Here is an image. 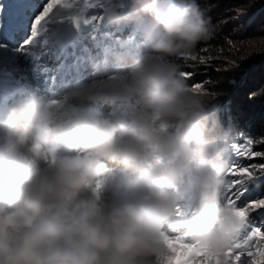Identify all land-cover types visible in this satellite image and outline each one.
Segmentation results:
<instances>
[{
	"label": "clouds",
	"instance_id": "1",
	"mask_svg": "<svg viewBox=\"0 0 264 264\" xmlns=\"http://www.w3.org/2000/svg\"><path fill=\"white\" fill-rule=\"evenodd\" d=\"M103 18L143 37L105 59L118 71L0 111V264H168L177 237L228 264L245 231L225 200L235 134L179 59L216 25L198 0H112Z\"/></svg>",
	"mask_w": 264,
	"mask_h": 264
},
{
	"label": "rangeland",
	"instance_id": "2",
	"mask_svg": "<svg viewBox=\"0 0 264 264\" xmlns=\"http://www.w3.org/2000/svg\"><path fill=\"white\" fill-rule=\"evenodd\" d=\"M44 2L46 0H0V111L30 94L51 95L78 81L108 77L118 71L115 63L108 65V71L104 70L103 62L113 50L133 48L139 51L142 48L143 37L135 25L117 26L103 18L106 5L112 0H74L73 7L55 11L42 26L40 34L25 44L32 35L31 21L37 4L42 6ZM224 12L225 9L221 11L222 14ZM235 19L240 20L238 17ZM222 20L225 21L224 16ZM237 28H245V24ZM263 39L264 32L249 41L254 43ZM181 62L183 70H187L185 61L181 59ZM223 64L210 60L208 65L212 68L196 69L193 80L204 82L207 90ZM249 80L258 82L255 77ZM98 107L105 112L111 110L106 104ZM247 138L235 133L230 164L237 161L242 166L262 164L256 158L236 155L235 151L244 150ZM252 148L260 151L255 142ZM228 179L234 177L228 175ZM246 187L245 201L264 198V177L249 181ZM190 217V211L173 217L167 226L169 232H186ZM250 225L264 229V208L251 213Z\"/></svg>",
	"mask_w": 264,
	"mask_h": 264
},
{
	"label": "trees",
	"instance_id": "3",
	"mask_svg": "<svg viewBox=\"0 0 264 264\" xmlns=\"http://www.w3.org/2000/svg\"><path fill=\"white\" fill-rule=\"evenodd\" d=\"M198 2L206 11V15L212 18L216 30L209 40L198 45L195 54L224 63L221 72L219 71L213 82L208 85L207 91L222 93L215 102L224 126L232 128L234 134L252 138L257 150L264 152V144L259 143L264 140V94L249 98L252 92L264 93V39L254 43L249 41L264 32V0ZM210 5H213L212 8ZM223 16L225 21L222 20ZM236 17L240 20L236 21ZM242 23L245 28H237L242 26ZM231 45H235V48L232 49ZM201 49H207V52H202ZM235 64H239V67L233 68ZM206 68L212 67L202 65L197 70ZM250 77L257 78L258 82L252 83ZM256 160L264 163V158Z\"/></svg>",
	"mask_w": 264,
	"mask_h": 264
},
{
	"label": "snow or ice",
	"instance_id": "4",
	"mask_svg": "<svg viewBox=\"0 0 264 264\" xmlns=\"http://www.w3.org/2000/svg\"><path fill=\"white\" fill-rule=\"evenodd\" d=\"M58 6L70 8V0H46L42 6L37 4L36 14L31 21L32 35L24 42L25 44L30 43L32 38L40 34L42 26ZM93 19L96 18L94 17ZM231 48L234 49L235 45H231ZM201 51L206 53L207 49H201ZM179 59L185 61L184 67L187 70H183V75L191 88L193 90H206L204 82H195L193 78L197 74L196 69L202 65H208L211 58L194 54ZM188 61L192 63L189 64ZM253 143L252 138H247L244 150L235 151L236 155L246 158H264V152L253 150ZM259 143L264 144V140H260ZM233 148H235V145ZM228 175L234 177V179L230 180L229 187L225 193V200L229 205H235L244 214L243 223L245 224V231L241 242L234 244L229 250L228 264H264V229L250 225L251 213L256 209L264 208V198L247 201L243 199L247 192L246 184L249 181L264 177V164L242 166L237 161L230 164ZM178 214H182L180 209H178ZM168 242L170 244V252L172 253L168 264H176L174 260L176 255L181 257L178 264H201L199 258L203 257L205 253L198 248L196 243H187L185 237H177L175 241L169 240ZM257 257H260V259L257 260ZM208 264H218V261L211 260Z\"/></svg>",
	"mask_w": 264,
	"mask_h": 264
},
{
	"label": "bare ground",
	"instance_id": "5",
	"mask_svg": "<svg viewBox=\"0 0 264 264\" xmlns=\"http://www.w3.org/2000/svg\"><path fill=\"white\" fill-rule=\"evenodd\" d=\"M178 221V220H177Z\"/></svg>",
	"mask_w": 264,
	"mask_h": 264
}]
</instances>
